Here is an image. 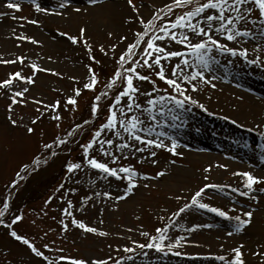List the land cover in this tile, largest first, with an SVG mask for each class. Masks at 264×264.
<instances>
[{
  "label": "rangeland",
  "instance_id": "1",
  "mask_svg": "<svg viewBox=\"0 0 264 264\" xmlns=\"http://www.w3.org/2000/svg\"><path fill=\"white\" fill-rule=\"evenodd\" d=\"M74 1H83L86 6L98 8L96 12H91L90 9L76 12L68 8L65 14L55 15L37 12L31 0H18L21 4L20 11L6 8L7 0H0V12L6 13L0 16V60L24 58L23 63L19 60L15 63H0V80L6 79L9 73L16 71H20L24 76L31 75L30 65L33 62L41 68L54 70L37 71L33 77L35 81L33 84L14 78L11 89H0V211H4V216L0 219L5 221L4 224H0V264H48L42 257L32 253L22 241L12 237L11 230H16L18 235H23L34 243V246L43 251L49 260L54 261V264H70V261L59 260L60 255L86 260H107L108 257L119 260L121 256L133 257L131 261H121V264H225L232 255L230 249L237 244L244 245L242 252L246 264H264V257L252 255L253 252L264 251V247H261L264 245V194L256 193L259 203L253 206L257 210L251 225L246 226L242 231H237L240 241L221 248L217 247L215 242H209L208 230L210 227L227 230L233 227L234 220L220 217L209 209H201L191 204L180 215H173L185 203H190L191 196L196 190L204 184L212 185L198 178L199 162L195 159L196 157H192L191 153L194 152L189 149L180 151L183 156H173L162 149L154 148L153 150L157 152L156 164L151 163L153 158L147 153L143 154L145 159L140 161L139 153L132 156L127 153V150H125L126 159L121 158L116 163L110 157L97 156L98 159L108 163L109 167L131 164L138 173H146L149 176H155L157 171L166 169V174L156 179H143L138 176L137 187L119 201L115 200V197L123 195L127 181L102 173L84 163V154L79 146L86 143L95 128L104 122L105 109L111 103L115 90H107L108 95L99 102L100 110L97 117H91L89 112L93 95L106 90L108 78L118 67L117 60L121 51L133 41L134 33L143 29L138 21L126 22L129 16L136 15L126 0H103L96 5H90L88 0ZM38 2L47 9L55 8L61 11L58 8V0H38ZM168 2L169 0H133L139 16L145 20L150 18L156 8ZM174 11L179 13L180 9H174ZM13 16L17 19H13ZM20 17L27 19L21 20ZM30 20H37L38 24H31L28 22ZM159 23L160 21H154V26ZM260 23L257 21L255 24L248 25L252 31V35L248 37H252L255 41L264 39V29L260 27ZM81 27L85 29V32L80 43L73 44L67 36L63 35L68 33L79 39ZM20 35L31 36L39 43L18 40L16 37ZM189 35L191 38V34ZM121 36L127 39L121 41ZM219 39L228 46L232 43V41H226L223 35ZM84 42H87L91 48V53L85 48ZM167 42L166 40L165 43ZM113 44L116 45L115 49L111 48ZM141 44L143 46V42ZM101 46L104 48L103 52L100 50ZM170 48L174 51H184L188 61L194 57L184 45L175 41L171 42ZM136 51L139 52L140 49ZM215 52L221 57L220 52L216 50ZM90 55L100 63L96 64L95 61L90 60ZM222 56L228 61L229 56L225 53ZM135 58L140 59L139 56ZM149 59L151 60V57ZM180 61L181 58L174 57L163 60L162 64L170 74V69ZM89 65L98 77L94 90L82 87L87 82L89 75L87 66ZM124 67H128V64L126 63ZM140 71L142 74L146 73L145 69ZM254 78L261 80V77ZM152 79L156 81L157 87L161 89L166 87L158 77H152ZM137 83L141 92L151 90L150 83L140 81ZM184 86L187 87L186 84ZM23 88L29 89L24 97L26 103L14 105L12 116L18 121V125L33 127L32 134L26 133L23 126L13 127L7 119L9 114L7 105L11 102V95ZM75 88L81 89L77 104L75 108L71 105L65 108L64 102L68 96L74 94ZM206 89L207 87L201 84L195 92L188 88L186 94L205 107L206 102L202 95L206 93ZM145 99L143 95L139 97L140 102ZM33 100H40L42 104H36ZM57 100L61 102L58 109L61 119L58 121L53 119L56 112L51 109L45 110L43 107ZM145 106L146 104H142V107ZM169 106L173 108V112L168 114L166 123L158 131L172 130L169 124L170 120H173L171 117L175 116L176 119L180 117L178 106L172 102H169ZM184 107L187 108L186 111H193L198 116L208 113L211 115L206 107L207 111L192 104H186ZM38 108L44 112L42 116L37 111ZM156 115L158 119H165L159 112H156ZM36 116H40V119L33 125L31 120ZM84 119L90 120V123L84 124ZM77 124L81 125V128L74 130V125ZM69 129L73 135L60 151L61 144L59 146L53 144L50 150L42 148L43 143H52L57 135L63 137ZM179 130L180 127L175 129V131ZM186 133L189 138L196 141H202V137L209 136L214 143L216 142L214 145L219 143L232 149L238 147L236 134L215 124L194 126L189 132L183 134ZM105 138L113 139L115 144L120 143V140L111 136L108 130L102 133L100 139ZM252 141L257 142L254 139ZM249 143L243 145V148L253 152L254 144ZM98 147L94 145V148L98 149ZM105 147L119 157V152L115 148L109 145ZM217 148L216 146L212 149L213 151L206 149L202 153L219 154L220 147ZM90 153L97 154L92 150ZM37 157L38 165L22 170L23 165L31 164ZM261 160L264 162V159ZM68 161L81 163L82 168L68 173L65 167ZM171 161L175 162L170 163ZM174 168L187 171L188 176L178 179L179 177H176L172 171ZM17 172H20L19 177L16 176ZM233 172L236 171L223 170L219 176L218 185L225 186L224 192L220 191L221 188L218 190L207 188L199 200L210 206L220 207L228 211L229 216L234 217L242 211H247L252 202L247 197L233 192L231 187H227L228 185L238 187L242 183L240 177L234 176ZM13 179L17 180V184L9 187ZM256 187H264V184ZM14 192L17 193L13 195ZM105 192L110 195L105 197L103 195ZM5 200L8 203L7 209H4ZM233 208L235 211H230ZM65 209L71 215H68ZM18 214L22 215V220L12 224L10 229L8 224ZM73 219L83 221L88 227L96 228L97 232H87L78 225L72 224ZM170 220L171 223H169ZM207 223L211 226L205 227ZM64 224L68 225L67 229H64ZM164 224H168L164 243L173 245L171 251L140 249L132 244V241L147 243L149 237L141 233L147 232L154 235L155 229L163 227ZM193 224H199L201 227L190 231ZM101 232L107 235H100ZM177 238L183 239L177 244ZM44 244H48L49 247L44 248ZM125 246L135 247V252H125ZM217 255H224L225 261L215 259ZM112 260H108V264H112Z\"/></svg>",
  "mask_w": 264,
  "mask_h": 264
},
{
  "label": "snow or ice",
  "instance_id": "2",
  "mask_svg": "<svg viewBox=\"0 0 264 264\" xmlns=\"http://www.w3.org/2000/svg\"><path fill=\"white\" fill-rule=\"evenodd\" d=\"M35 10L37 12H43L46 14L62 15L65 14L68 8H71L74 0H58V8L61 11H57L55 8L47 9L43 7L38 0H31ZM103 0H88L90 5H96L102 3ZM127 4L131 6L135 16H129L126 22L138 21L142 26V31H137L134 33V38L131 43L126 45V48L121 51L117 65L113 74L108 78V82L105 85V91L94 94L92 98V103L89 106V112L91 117H97L100 110V101L103 97L108 95L107 90H115L111 103L108 104L105 109L106 115L104 122L99 124L90 139L81 144L79 147L83 152V161L89 167L93 169H98L102 173H106L117 179L127 181L126 188L123 195H117L115 200L119 201L127 197L133 190L137 187V177L143 179H156L163 177L166 174V169H161L155 173V176H149L146 173L140 174L131 164L120 165L119 167H109L108 163L103 162L102 159H98L97 156L110 157L111 160L116 163L119 159L125 158V150L129 155L135 156L140 154L139 160L145 159L144 153H147L149 157L153 158L151 160L152 164H156L157 152L153 149H162L173 156H183V153L178 151L179 141L177 138L169 135L166 131L159 130L166 123L168 114L173 112V108L169 106V102L174 103L178 107H184L186 104L196 105L205 111L207 109L203 104L187 95L186 92L188 88L195 92L199 89L201 84L208 85L215 88L216 85L212 83V80L217 77L211 75H205L206 71L210 72V60L211 57L208 56V52L215 48L221 52L231 53L233 56L239 55L240 57L247 56L246 48H235L229 47L227 43H221L219 37L223 35L226 41H237L239 37H248L252 35L251 28L248 26L250 23L255 24L260 21V27L264 29V0H169L168 3L156 8L152 13L150 18L145 20L138 14V9L133 0H126ZM6 8L20 11L21 4L18 0H7ZM174 9H180L179 13L175 12ZM73 11L79 12L80 8L76 7L72 9ZM6 13L0 12V16ZM169 17H172L169 19ZM13 19L17 17L13 16ZM21 20H26V17H20ZM154 21H160L158 25L154 26ZM31 24H38L37 20L28 21ZM243 22V24H242ZM22 26V25H21ZM85 29L80 28V38L76 36L68 35V33H63L67 36L73 44L80 43L83 40ZM191 34V38L190 35ZM111 35V33H109ZM18 40H29L32 43H39L31 36L20 35L16 37ZM127 39L124 36L120 37L121 41ZM168 41L165 43V41ZM196 42H193V41ZM175 41L178 44L184 45L185 49L192 53L195 57L196 63L189 64L187 58H185L184 51H174L171 50L170 44ZM143 42V46L141 44ZM85 48L91 53V48L88 46L87 42H84ZM259 47V45H258ZM112 49L116 48V45H111ZM136 49H140L139 52ZM104 51L103 46L100 49ZM139 56L140 59L135 57ZM151 57V60L149 59ZM179 57L181 61L179 64L174 65L170 69V74L166 71L165 66L162 64L163 60H170L171 58ZM90 60L95 61L96 64L100 62L95 60L94 56H89ZM21 63L24 62L23 57H16ZM16 60H0V63H15ZM128 67H124L125 64ZM183 65V67H181ZM32 74L29 76H24L20 71L9 73L6 79L0 80V89L9 90L13 86L14 78L19 81H26L28 84H33L35 81L33 77L36 75L37 71H54L46 68H41L36 63H31ZM88 67V77L87 82L83 84V89L94 90L98 77L92 67ZM140 69H145L146 73L142 74ZM190 69V71H189ZM59 75L58 73H55ZM152 77H158L160 81H163L166 87L161 89L157 87L156 81ZM148 82L152 85L150 91L141 92L140 86L137 83ZM183 81V83H181ZM187 85L185 87L184 85ZM170 90V91H169ZM29 91L28 88H23L22 90L15 91L10 97V103L7 105L8 110V122L13 127L23 126L26 133L32 134L34 128L27 125H18V121L13 118V106L16 104H25L24 99L25 94ZM73 95L68 96L64 102V107L68 108L71 105L75 108L77 104V97L81 93L80 88L73 89ZM156 93V95H152ZM163 93V94H161ZM143 95L146 99L143 102L139 101V97ZM36 104H42L40 100H33ZM61 102L59 100L54 101L50 104L43 105L44 109H51L57 114L53 117L54 120H60L58 109ZM142 104H146L142 107ZM155 110V111H154ZM40 112V116L44 114L41 109H37ZM156 112H159L160 116L165 117L164 120L158 119ZM40 116L32 118L31 124L35 125L40 119ZM173 120L176 119L175 116L171 117ZM224 119H229L225 116ZM90 123V120H85L84 124ZM236 123V121H233ZM264 126V125H261ZM59 127V125H57ZM81 128V125H74V130ZM108 130L109 134L120 140L119 144H115L114 140L111 138L100 139L102 133ZM126 134V135H125ZM73 135V132H66L63 137L59 135L54 138L52 143H43L42 148L50 150L55 144L59 146L60 144H65L69 142V137ZM264 135V133H262ZM169 141L166 143L165 141ZM94 145H98V149L94 148ZM105 145L112 146L119 152V157L114 155L113 152L106 148ZM96 152V155L90 153ZM55 155V153H52ZM264 159V157H262ZM139 162V161H138ZM171 161L170 163H174ZM39 164V158H34L31 164H26L22 166V170H27L33 165ZM221 168H227V165H218ZM68 173H72L74 170H79L82 168L81 163L68 161L65 164ZM212 166L209 165V168ZM209 169L206 168L205 171ZM234 176H238L241 179V185L238 187H231L233 192L239 193L240 196L247 197L252 203L249 204L247 211H242L236 216H229V212L223 210L220 207L210 206L207 203L200 202L199 198L202 193H204L207 188H222L225 186L216 184H204L203 187L199 188L191 196L190 203H185L182 208L177 212L173 213L174 216L180 215L185 209H187L190 204L193 206H198L201 209H209L211 212L216 213L220 217L227 218L229 220H234L233 230L228 232L227 235L231 236L234 232L242 231L246 226H250L253 220L254 213L257 208L253 204L259 203V197L256 193L264 194V187H256L260 184H264V176H257L251 171H236L232 173ZM16 176H20V172L16 173ZM207 180V177H205ZM17 180L13 179L11 181L12 185H16ZM147 187V185H144ZM243 189V190H242ZM99 195V194H97ZM105 197L109 196L108 192L103 193ZM51 199V197H49ZM180 199V197H176ZM70 203V202H69ZM8 208V203L5 200L4 209ZM68 215H71L67 209L64 210ZM230 211H235V209H230ZM4 216V211H0V217ZM162 219V218H161ZM22 220V215H15L8 227L11 229L12 224ZM4 219H0V224H4ZM63 223V221L61 222ZM171 223V220L169 221ZM72 224L78 225L80 228L87 232L95 233L97 229L94 227H88L83 221L72 220ZM68 225L64 224V229H67ZM201 227L199 224H193L192 229ZM205 227H210L205 225ZM168 224H164L163 227H157L155 229V234L150 235L147 232L141 233L142 235L149 237L147 243H138L137 241H132V244L140 249H155L157 251H171L173 245L165 244L166 239V229ZM10 235L18 241H22L25 245L29 247L32 253L37 257H42L48 264H54V261L49 260V257L45 256L44 252L39 248L34 246V243L30 242L25 236L18 235L16 230H11ZM100 235H107V233L101 232ZM183 238H177L176 243L178 244ZM44 248H48V244L43 245ZM223 247V245H221ZM264 247V245H261ZM243 244H237L234 248L230 249L232 253L229 260L225 264H246L244 259V254L242 249ZM63 251L62 249L60 250ZM124 251L127 253H134L135 247H124ZM143 254V253H142ZM253 256L264 257V251L253 252ZM59 260L70 261V264H108V260H112V257H108L107 260H86L84 258L67 257L60 255ZM132 256H121L119 260H112V264H121V261H131ZM215 259L220 261H225L224 255H217Z\"/></svg>",
  "mask_w": 264,
  "mask_h": 264
},
{
  "label": "bare ground",
  "instance_id": "3",
  "mask_svg": "<svg viewBox=\"0 0 264 264\" xmlns=\"http://www.w3.org/2000/svg\"><path fill=\"white\" fill-rule=\"evenodd\" d=\"M76 7L80 8V11L90 9L91 12H96L98 8L86 6L83 1H74L69 9L72 10ZM229 47L246 48L247 56H233L231 53L221 52L215 48L208 52V56L211 57L210 72L206 71L205 75L217 77L212 80L216 87L213 88L210 84L204 85L207 89L202 96L206 102L205 107L211 115L208 113L198 116L193 111H186L185 107H177L180 117L170 120L169 124L172 130L164 129L169 135L178 139L179 145H182L178 146V151L189 149L194 152L191 153L192 157H196L200 166L198 178L205 180L207 177L205 181L217 185L223 170L251 171L257 176H264V162L261 160L264 156V135H262L264 126H261L264 125V39L255 41L252 37H239L237 41H232ZM215 50L222 55L225 53L229 56L228 61L224 60L222 55L218 56ZM189 61L190 64L196 63L195 57L190 58ZM253 76L261 77V80L255 79ZM225 116H228L229 119H224ZM205 124H215L236 134L238 147L232 149L219 143L214 145L216 142L214 143V140L209 136L202 137V142L189 138L187 133L183 134L189 132L194 126H204ZM178 127L180 130L175 131ZM252 139L257 142H253ZM249 142L254 144L253 152L243 148V145L250 144ZM216 146L220 147L219 154L202 153L206 149L213 151L212 149H215ZM220 164L227 165V168L219 167ZM209 165L212 167L209 168ZM206 168L209 170L205 171ZM172 171L176 177H179L178 179L188 176L187 171L181 168H174ZM224 190V187L220 189L221 192ZM207 225L211 226L208 223ZM232 230L233 227L227 230L210 227L207 233L209 242H215L219 248L221 245L227 246L239 242L237 232L231 236L227 235Z\"/></svg>",
  "mask_w": 264,
  "mask_h": 264
},
{
  "label": "trees",
  "instance_id": "4",
  "mask_svg": "<svg viewBox=\"0 0 264 264\" xmlns=\"http://www.w3.org/2000/svg\"><path fill=\"white\" fill-rule=\"evenodd\" d=\"M88 114H89V113H88ZM86 120H87V119H86ZM84 121H85V119H84ZM70 130H71V129H69L68 132H70ZM69 141H70V140H69ZM67 143H68V142H67ZM67 143H65V144H61L60 147H59V151H60L62 148H64V147L67 145ZM16 193H17V192H16Z\"/></svg>",
  "mask_w": 264,
  "mask_h": 264
}]
</instances>
